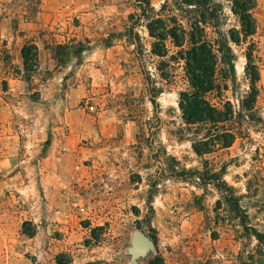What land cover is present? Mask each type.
<instances>
[{"label":"rangeland","instance_id":"1","mask_svg":"<svg viewBox=\"0 0 264 264\" xmlns=\"http://www.w3.org/2000/svg\"><path fill=\"white\" fill-rule=\"evenodd\" d=\"M257 3L259 123L232 147L199 156L180 108L184 62L151 55L156 39L144 26L143 55L119 37L139 12L136 0H0V264H264V243L245 232L223 193L192 174L168 178L174 162L165 154L180 170L220 174L264 234V0ZM163 4L152 2L156 12ZM224 7L222 30L238 27ZM28 42L39 48L37 68L22 57ZM56 44L90 50L62 65ZM167 46L170 55L180 50ZM236 52L231 90L244 92L245 58ZM162 62L172 66L169 80ZM153 82L163 88L157 113ZM137 232L153 243L144 253Z\"/></svg>","mask_w":264,"mask_h":264},{"label":"trees","instance_id":"2","mask_svg":"<svg viewBox=\"0 0 264 264\" xmlns=\"http://www.w3.org/2000/svg\"><path fill=\"white\" fill-rule=\"evenodd\" d=\"M152 2L153 0H136L139 12L130 17V26L119 37H125L136 47V52L143 55L146 49L137 29L144 26L150 36L156 39L150 51L151 55L170 57L171 62H184L189 87L180 94V108L185 123L190 128H195L197 138L193 149L196 154L204 156L219 149L232 147L238 138L247 137L248 131L259 123L256 117L261 66L258 41L255 40L259 27L254 16L257 0H164L158 12ZM226 2L230 3V12L237 19L238 27L223 31L221 27L222 20H225ZM193 9L195 16L190 15L194 12ZM175 11L181 14H175ZM169 41L180 48L174 55H170L171 50L167 46ZM108 43V46H111V42ZM187 44L189 46L186 48ZM236 48L242 50L241 54L245 58L244 80L249 89L244 92L231 90V86L239 82V55ZM51 50L54 58L63 65L72 57L80 63L83 54L90 48L84 44H80L76 49L56 44ZM39 56L40 51L36 44L28 42L22 49L27 69L38 67ZM161 64L165 67L161 70L162 77L169 80L171 74L166 68L172 66L166 62ZM162 92L163 88L155 82L151 83L149 95L155 113L160 108L158 98ZM157 119L159 120L158 117ZM201 135L203 137L199 138ZM165 154L168 160L174 162L167 170L168 178L185 180L192 174L196 182L213 184L223 193L245 232L255 237L259 244L264 243V234L250 225L249 214L241 206V198L235 196V189L229 186L220 174H211L207 170H180L176 158L167 152ZM152 187H157V184H152ZM154 239L156 240V236ZM159 261L154 258L149 264H161Z\"/></svg>","mask_w":264,"mask_h":264},{"label":"water","instance_id":"3","mask_svg":"<svg viewBox=\"0 0 264 264\" xmlns=\"http://www.w3.org/2000/svg\"><path fill=\"white\" fill-rule=\"evenodd\" d=\"M139 252L144 253L149 247L153 245L152 241L141 232H137L134 240Z\"/></svg>","mask_w":264,"mask_h":264}]
</instances>
